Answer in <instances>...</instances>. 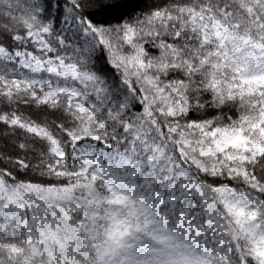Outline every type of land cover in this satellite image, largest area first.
Here are the masks:
<instances>
[{
  "label": "snow or ice",
  "instance_id": "1",
  "mask_svg": "<svg viewBox=\"0 0 264 264\" xmlns=\"http://www.w3.org/2000/svg\"><path fill=\"white\" fill-rule=\"evenodd\" d=\"M0 264H264V0H0Z\"/></svg>",
  "mask_w": 264,
  "mask_h": 264
}]
</instances>
